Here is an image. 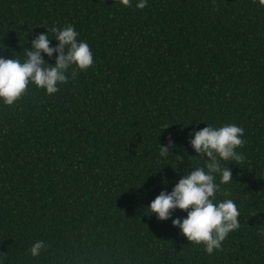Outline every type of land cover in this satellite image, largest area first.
I'll return each mask as SVG.
<instances>
[{
  "label": "trees",
  "instance_id": "trees-1",
  "mask_svg": "<svg viewBox=\"0 0 264 264\" xmlns=\"http://www.w3.org/2000/svg\"><path fill=\"white\" fill-rule=\"evenodd\" d=\"M135 2L0 0L5 59L69 24L93 55L58 93L29 85L13 106L0 104L2 264H264V7ZM41 55L54 65L55 53ZM227 123L244 129V160L223 162L233 181L216 199L235 202L240 226L207 255L147 206L202 166L190 133ZM38 240L46 249L32 257Z\"/></svg>",
  "mask_w": 264,
  "mask_h": 264
},
{
  "label": "clouds",
  "instance_id": "clouds-1",
  "mask_svg": "<svg viewBox=\"0 0 264 264\" xmlns=\"http://www.w3.org/2000/svg\"><path fill=\"white\" fill-rule=\"evenodd\" d=\"M121 8H127L132 0H114ZM264 7V0H255ZM148 0H136L135 8L143 10ZM49 31L53 38H49ZM56 41V47L49 46ZM56 54L54 65H48L43 56L51 59ZM5 59L0 56V104L13 106L26 92L29 85L44 90L46 95H54L60 86L74 77L76 71H85L93 66V55L87 42L79 39V33L72 25L51 27L46 33L38 34L31 40V50L24 49L23 57ZM162 125L160 131L167 129ZM160 135V134H159ZM189 145L195 158L203 161L202 166H193V171L182 175L170 192L161 191L147 206L150 215L159 222L171 219L172 227L189 244L203 245L205 254L212 255L221 249L226 237L238 230L240 212L232 199L217 200L221 185L233 181L230 164L242 162L244 156L238 151L243 146L244 129L235 124L221 126L207 124L201 130L190 133ZM167 146L159 145V156L166 158L169 148L174 147L171 137ZM178 160L181 157L177 156ZM167 185V180L161 181ZM227 197L228 193H224ZM179 210L186 215L172 219V213ZM46 244L36 241L28 250L32 257H38ZM2 264V261H0Z\"/></svg>",
  "mask_w": 264,
  "mask_h": 264
}]
</instances>
